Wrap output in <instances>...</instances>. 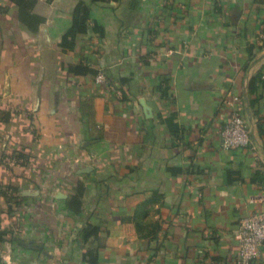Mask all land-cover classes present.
<instances>
[{
    "label": "crops",
    "instance_id": "obj_1",
    "mask_svg": "<svg viewBox=\"0 0 264 264\" xmlns=\"http://www.w3.org/2000/svg\"><path fill=\"white\" fill-rule=\"evenodd\" d=\"M77 1L36 0L30 29L0 0V264H236L264 208V0L91 3L103 33L62 49ZM228 101L245 147L221 146Z\"/></svg>",
    "mask_w": 264,
    "mask_h": 264
},
{
    "label": "trees",
    "instance_id": "obj_2",
    "mask_svg": "<svg viewBox=\"0 0 264 264\" xmlns=\"http://www.w3.org/2000/svg\"><path fill=\"white\" fill-rule=\"evenodd\" d=\"M14 5L16 6V14L18 18L30 29H34L41 21L42 17L40 15H37L32 12V7L36 0H10ZM111 0H78L72 10V18L70 25L66 28V30L61 35L60 39V46L62 49H70L74 45V41L76 36L79 33H84L88 30H91L94 33H97L98 35H101L103 33L102 25L97 22L93 21L92 25L90 26L88 23L89 19V13H90V5L91 3H105L109 2ZM112 1H118V0H112ZM68 70L84 74V73H93L96 74L97 70L88 67L87 65L82 64H74L69 65ZM109 81V80H108ZM255 81L256 84L253 88H251V91H255L257 87L264 82L261 72H258L255 75ZM253 179H258V175L254 174ZM0 193H4L3 190H0ZM8 199H13L15 196L7 192ZM80 190L78 188V191L68 200V207L69 209L73 210V207L75 210H78V207L80 205ZM98 227L96 225L86 223L83 228V239H87L90 236H95L97 234ZM82 259L85 264H104L99 260V256L97 253V250L94 248H88L86 249L82 254Z\"/></svg>",
    "mask_w": 264,
    "mask_h": 264
},
{
    "label": "built area",
    "instance_id": "obj_3",
    "mask_svg": "<svg viewBox=\"0 0 264 264\" xmlns=\"http://www.w3.org/2000/svg\"><path fill=\"white\" fill-rule=\"evenodd\" d=\"M95 80L108 82L103 72L95 74ZM236 100V97H233ZM230 114L228 119L220 127L219 135L221 146L224 149L245 147L249 144V131L246 122L235 109L233 102L228 101ZM237 242L236 264H251L255 258L258 247L264 242V208L243 216L234 233Z\"/></svg>",
    "mask_w": 264,
    "mask_h": 264
}]
</instances>
